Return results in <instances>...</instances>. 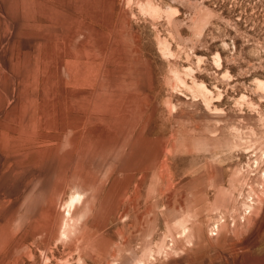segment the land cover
Returning <instances> with one entry per match:
<instances>
[{
	"label": "rangeland",
	"instance_id": "obj_1",
	"mask_svg": "<svg viewBox=\"0 0 264 264\" xmlns=\"http://www.w3.org/2000/svg\"><path fill=\"white\" fill-rule=\"evenodd\" d=\"M0 264H264V0H0Z\"/></svg>",
	"mask_w": 264,
	"mask_h": 264
},
{
	"label": "bare ground",
	"instance_id": "obj_2",
	"mask_svg": "<svg viewBox=\"0 0 264 264\" xmlns=\"http://www.w3.org/2000/svg\"><path fill=\"white\" fill-rule=\"evenodd\" d=\"M77 197V196H76ZM76 199V198H75ZM74 201V200H73ZM217 227V226H216Z\"/></svg>",
	"mask_w": 264,
	"mask_h": 264
}]
</instances>
